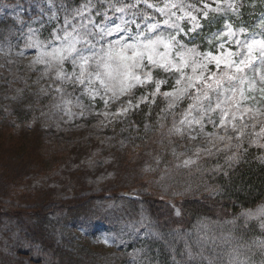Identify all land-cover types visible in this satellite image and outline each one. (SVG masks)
Wrapping results in <instances>:
<instances>
[{
    "label": "rangeland",
    "instance_id": "1",
    "mask_svg": "<svg viewBox=\"0 0 264 264\" xmlns=\"http://www.w3.org/2000/svg\"><path fill=\"white\" fill-rule=\"evenodd\" d=\"M204 6V18L215 14L227 18L239 12L237 0ZM122 9L115 7L103 13L83 3L72 20L57 21V8L52 0H0V17L12 15L18 19L13 38L0 45L2 77L8 82L23 81L31 72L43 74L54 67L63 85L48 109L41 112L39 123L33 120L11 124L22 145L31 149L23 163L13 169V184L6 191L0 190V204L12 208L34 203L52 204L49 207L63 203L72 205L81 197L97 194L96 199L100 197L98 193H103L110 199L100 198L98 203L106 213L108 211L107 219L73 215L68 224L75 240L102 251H115L133 242L131 225L118 222L122 216L116 213L114 199L119 197L113 195V188L135 196L133 180L149 174V188L155 187L169 198L195 194L209 190L210 186L200 179L186 184L174 178L184 172H189L186 173L189 177L195 176L191 172L202 171L211 158L224 169L244 145L264 150V120L255 125V118L249 114L244 130L238 133L240 139L233 142V136L222 142L223 129L220 128L228 123L226 116L231 111L230 104L221 111V104L227 100L226 90L243 91V108L264 114V63L258 47L252 53L246 48L253 40H264V22L257 20L258 25L255 23L246 33L242 27H234L226 21L222 28L213 29L209 37L200 34L209 43L216 42L211 50L194 44L193 35L204 28L200 23L203 20L180 8L177 0L146 3L143 11L130 5ZM188 27L190 30L186 33ZM150 41H162L155 44V50L150 53L157 63H150L146 53L137 60L139 67L130 68L131 73L144 81L139 83L124 75L123 64L132 65L133 61H122L121 54L133 55L127 45L144 52ZM166 43H171L172 47L166 48ZM187 49H195V52L189 54ZM229 52L237 63L247 57L251 60L250 66L241 65L244 71L238 73L235 66L229 68L221 63L217 67L205 59L207 53L218 56ZM178 53L183 54L187 66ZM81 57L88 58L87 64ZM104 64L111 65L110 75L104 74ZM172 65L181 71H176L175 67L165 70ZM148 73H151V81L145 80ZM241 75L243 83L240 79H229ZM217 80L221 81L219 88ZM157 81L162 82L159 89L167 85L181 95L188 90L196 99L186 111L174 115L167 123L170 128L166 138L149 141L140 150L132 146L130 167L133 168L128 175L120 176L123 156L111 147L125 149L133 142L135 126L127 116L128 108L137 103L145 91L157 90ZM205 93L208 99H204ZM218 102L219 108L216 107ZM196 107L202 108V112L195 119ZM206 115L211 116L207 122ZM196 120L200 125H195ZM188 125H194L203 135L194 128L188 129ZM147 131L157 130L147 124ZM232 133L236 135L237 130ZM32 136L35 137L30 141ZM3 186L0 179V188ZM170 187L175 189L173 193L168 192ZM259 213L264 221V214ZM8 223L0 225V244L4 247L5 240L11 242L8 246H18L23 256L39 264L36 250L28 248L25 237Z\"/></svg>",
    "mask_w": 264,
    "mask_h": 264
},
{
    "label": "trees",
    "instance_id": "2",
    "mask_svg": "<svg viewBox=\"0 0 264 264\" xmlns=\"http://www.w3.org/2000/svg\"><path fill=\"white\" fill-rule=\"evenodd\" d=\"M81 1L59 0V19L74 11ZM84 1L96 7L131 2ZM177 1L180 8L204 21L203 34L222 27L225 18L221 15L203 17L205 3L221 0ZM239 2L244 6V0ZM17 26L14 17L0 18V45L12 39ZM1 71L0 62V179L4 183L0 190L6 191L13 184V169L23 163L31 149L22 145L11 124L33 120L39 123L41 112L48 109L63 85L54 67L43 74L31 72L16 82H8ZM165 94V88L157 93L147 90L128 108L127 116L135 126L133 142L125 149L111 147L123 156L120 176L128 175L133 168L132 146L140 150L149 141L166 138L170 128L167 123L183 111V100ZM147 124L157 131L148 132ZM263 156L261 147L244 145L224 169L211 158L202 171L191 172L193 177L186 174L189 172L179 173L174 178L177 181L189 184L200 179L210 186L209 190L183 197L169 198L155 187L150 189L149 174L133 180L136 196L113 188V195L119 197L114 199L116 213L122 216L118 222L130 224L133 235V242L125 250L102 251L70 235L68 224L73 215L108 218V211L98 203L100 198L110 199L103 193H98L100 197L96 199L97 194L81 197L72 205L49 207L52 204L34 203L12 208L0 204V225L7 221L11 229L16 227L28 241V248L36 250L39 264H264V225L257 216L264 208ZM174 191L173 187L168 190ZM8 245L12 244L6 240L4 247L0 244V264H36L23 256L18 246Z\"/></svg>",
    "mask_w": 264,
    "mask_h": 264
},
{
    "label": "snow or ice",
    "instance_id": "3",
    "mask_svg": "<svg viewBox=\"0 0 264 264\" xmlns=\"http://www.w3.org/2000/svg\"><path fill=\"white\" fill-rule=\"evenodd\" d=\"M121 11H123V9H121ZM205 15H207V14L205 13ZM229 34L230 35L232 34L231 33V30H229ZM157 43H162V41H156V42L150 41L149 42V45L146 46L144 52L138 51L132 45H127L126 47L132 49L133 55L132 56H127V55H124L122 53L121 54V60L122 61L132 60L133 61V64L132 65H129L127 63H124L123 64V68L125 70L124 71V75L127 76V77H131V78L135 79L139 83H143L144 81L141 80L140 76L134 75L133 73H131L130 68L131 67H139L140 65H139V63H137V60L139 58H142L146 53H147V58H148L149 62L150 63H153V64H156L157 61L153 60L152 55L150 53L155 50V44H157ZM165 47L166 48H171L172 47V44L171 43H166L165 44ZM257 47L259 49L261 62L264 63V40H260V41L253 40L251 42V44L246 45V48H247L248 53H252L253 49L254 48H257ZM74 50L75 49H72V51H74ZM187 52L189 54L194 53L195 52V49H187ZM177 55L180 56V58H181L182 62L184 63V65L187 66V61L184 60L183 54L178 53ZM232 55L233 54L230 53V52L227 53V54H223L222 53V54H220L218 56H213L211 53H207L205 55V59L208 60L209 62H214L217 67H219L221 63H224L229 68L235 66V70L238 73H242L244 71V67L250 66L251 60H249L247 57H245L244 59H241L237 63L236 61H234V60L231 59ZM189 59H191V55L189 56ZM81 60L83 61L84 64H87V62H88V58L87 57H81ZM241 65H243L244 67H241ZM161 66L163 67V65H161ZM172 67H175V70L176 71H181V69L179 67H176L175 65H172L171 67H165V70L166 71H170V70H172ZM204 67H206V65H204ZM103 68H104V74L105 75H110L111 72L113 71V69H112V67H111L110 64H104ZM193 72H195V68H193ZM98 75H99V73H98ZM198 78H202V77H198ZM229 79H231V80L240 79V82L241 83L244 82L242 78H238L236 76H230ZM262 79H264V78H262ZM145 80L151 81V73H148L146 75ZM80 82L83 83V80H81ZM101 82L103 83V81H101ZM156 83H157V91H158L159 90V84L162 83V82L157 81ZM176 83L179 84L180 81L177 80ZM216 84H217V87L219 88L220 87V84H221V81L217 80L216 81ZM190 86H194V85H190ZM209 87H211V85H209ZM262 91H264V90H262ZM165 95H171V94L166 93ZM241 95H243V93H241ZM204 99H208L207 93L204 94ZM216 107L217 108L220 107V103L219 102L217 103ZM208 110L215 111V109H212V108H209ZM233 118H235V117H233ZM181 123H184V121H181ZM188 123L191 124L192 121H188ZM195 123H200V121L199 120H196ZM262 147H264V145H262ZM261 212H262V214H264V209H262Z\"/></svg>",
    "mask_w": 264,
    "mask_h": 264
},
{
    "label": "bare ground",
    "instance_id": "4",
    "mask_svg": "<svg viewBox=\"0 0 264 264\" xmlns=\"http://www.w3.org/2000/svg\"><path fill=\"white\" fill-rule=\"evenodd\" d=\"M239 78L244 79V76L241 75ZM228 85V83L225 84V87ZM244 87V85H243ZM234 90V91H233ZM228 95L226 97V101L223 102L221 104L222 109L221 111H223L225 109V107L230 104L231 105V111L230 113L226 116V120H227V124H222L220 126L221 129H223V135H222V142H226L225 139L229 138L230 136H233L231 138V142L236 141L238 139H240V135L238 134L241 130H244V125L246 124V122H248L247 116L249 114H252L253 118H255L256 124H259V122L264 120V114H258L255 113L256 111L254 109H245L244 107V103H245V98H244V92L240 91V90H236V89H232V90H226ZM241 93H243V95H241ZM208 101L206 102L207 105ZM202 112V108L200 107H196L195 108V119L196 116L198 115V113ZM231 114V117H230ZM235 117V118H233ZM211 118V116L206 115L204 120L207 122L209 121V119ZM88 120V118H87ZM195 125H200V123H195ZM225 127H229L228 129ZM194 128L195 130H198L194 125H188V129ZM214 130V129H213ZM237 133L236 135L232 132L236 131ZM200 131V130H198ZM203 134L200 131V136H202Z\"/></svg>",
    "mask_w": 264,
    "mask_h": 264
}]
</instances>
